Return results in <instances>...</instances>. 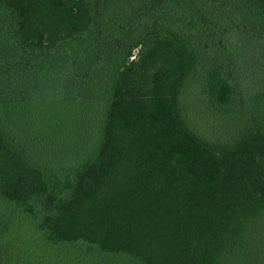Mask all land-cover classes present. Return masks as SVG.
<instances>
[{"label":"trees","instance_id":"obj_1","mask_svg":"<svg viewBox=\"0 0 264 264\" xmlns=\"http://www.w3.org/2000/svg\"><path fill=\"white\" fill-rule=\"evenodd\" d=\"M234 30L264 32V0H0V264L16 220L71 260L264 264V101L241 103ZM59 77L67 137L28 96ZM196 80L225 140L190 116Z\"/></svg>","mask_w":264,"mask_h":264},{"label":"rangeland","instance_id":"obj_2","mask_svg":"<svg viewBox=\"0 0 264 264\" xmlns=\"http://www.w3.org/2000/svg\"><path fill=\"white\" fill-rule=\"evenodd\" d=\"M258 35H247L240 30H234L227 34L229 41V54L232 56L233 67L236 71V81L241 96L243 107L251 108L258 105L256 102L264 101V32ZM62 78V79H61ZM59 79L60 82H59ZM72 89L65 77H59L58 82L46 84V87H38L28 93L29 97L40 98L43 102L51 104L52 120L51 125L59 132V135L70 136V125L64 128V122L71 117L72 111H69L65 102L72 98ZM186 106L194 124L201 133L211 139H226L233 134L237 126H230L225 122L219 121L218 116H213L208 109L206 97L203 94L202 86L199 81L191 86L186 94ZM63 117V118H62ZM71 123V122H70ZM23 223V224H21ZM20 225V226H19ZM22 230H18L22 228ZM14 244L12 249V259L15 264H110L106 262L110 257L102 255V260L93 262L87 258L74 260L73 253L68 254L63 251H76L66 246L58 247L52 252H45L39 248V242L30 235L23 234L28 229L27 221L16 220L14 222ZM78 251V250H77ZM120 260V259H118ZM120 264V262H114Z\"/></svg>","mask_w":264,"mask_h":264}]
</instances>
